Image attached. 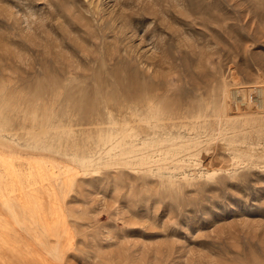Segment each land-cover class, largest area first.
I'll return each mask as SVG.
<instances>
[{"label": "rangeland", "instance_id": "rangeland-1", "mask_svg": "<svg viewBox=\"0 0 264 264\" xmlns=\"http://www.w3.org/2000/svg\"><path fill=\"white\" fill-rule=\"evenodd\" d=\"M0 264H264V0H0Z\"/></svg>", "mask_w": 264, "mask_h": 264}, {"label": "bare ground", "instance_id": "bare-ground-1", "mask_svg": "<svg viewBox=\"0 0 264 264\" xmlns=\"http://www.w3.org/2000/svg\"><path fill=\"white\" fill-rule=\"evenodd\" d=\"M98 81V80H97ZM126 90H129L128 88H126ZM82 101V100H81ZM118 106H119V104H117V103H115L114 101L112 102V101H106V100H100V101H98V99H96V98H94V99H91L88 103H84L83 105H82V103L80 104V103H78V105L77 106H75L76 107V109H78L79 111H81L82 112V110L84 111V109H86L87 110V112L83 115V117H82V119H81V121H80V124H86V125H96V127L99 125V126H101V127H106V122H103V121H101V119L100 120H93L92 119V116H94L93 114H99V113H101V112H108V113H110V112H112L113 110H115L116 108H118ZM115 113H116V110H115ZM137 121V120H136ZM110 123H112V122H110ZM120 124H123V125H132V121H117V123H116V126H120ZM108 126V125H107ZM142 144V143H141ZM183 144V143H182ZM182 144H181V146H182ZM152 145V144H151ZM178 145V144H177ZM184 145H185V143H184ZM146 146V145H145ZM173 146V145H172ZM196 146V145H195ZM147 147V146H146ZM168 147V146H167ZM166 147V148H167ZM171 147V146H170ZM184 147V146H183ZM155 148V147H154ZM171 148H173V147H171ZM180 148V147H179ZM131 149V148H130ZM129 149V150H130ZM136 149V148H135ZM142 149V148H141ZM161 149V148H160ZM163 149V148H162ZM161 149V150H162ZM181 149V148H180ZM119 150V149H118ZM132 150H134L133 149V146H132ZM143 150V149H142ZM147 150V149H146ZM159 150V149H158ZM161 150H159V151H161ZM242 150V149H241ZM186 151V150H185ZM188 151V150H187ZM127 152V151H126ZM128 153V152H127ZM138 153V152H137ZM140 153V152H139ZM147 153H149L148 151H147ZM147 153H145V154H147ZM170 153V152H169ZM175 153V152H174ZM207 153V152H206ZM121 155H122V157H124L123 156V153H120ZM129 155H131V154H133V153H128ZM144 154V155H145ZM178 154V153H177ZM179 154H180V152H179ZM178 154V155H179ZM189 154V153H188ZM253 154V153H252ZM121 155H120V157L119 158H121ZM143 155V156H144ZM165 155H167V154H165ZM175 155V154H174ZM146 156V155H145ZM154 156V155H153ZM171 156V155H170ZM115 156H113V158H114ZM174 157V156H173ZM173 157H172V159H173ZM177 157V155L175 156V158ZM116 159H118L117 158V155H116V157H115ZM77 159H79V158H77ZM131 161H132V159L131 158H129ZM144 160H145V158H143ZM147 159H149L148 161L146 160V162H149L150 161V158H147ZM87 159H85V161H86ZM106 160H108V159H106ZM125 160H128V159H125ZM124 160V161H125ZM142 160V159H141ZM155 160V159H154ZM83 161V160H82ZM81 161V162H82ZM84 161V162H85ZM171 161V160H170ZM173 161V160H172ZM171 161V162H172ZM175 161V160H174ZM92 162H94V161H92ZM126 162V161H125ZM141 161H139V163H140ZM144 163V162H143ZM151 163V162H150ZM127 164V163H126ZM132 163H130V165H131ZM134 164H138V162L137 163H134ZM146 163H144V165H145ZM152 164V163H151ZM129 165V166H130ZM147 165V164H146ZM81 166V165H80ZM206 166V165H205ZM204 166V167H205ZM208 166V165H207ZM206 166V167H207ZM142 167V166H141ZM145 167V166H144ZM90 170V169H89ZM19 260H21V259H19ZM22 261V260H21ZM20 262V261H19Z\"/></svg>", "mask_w": 264, "mask_h": 264}]
</instances>
